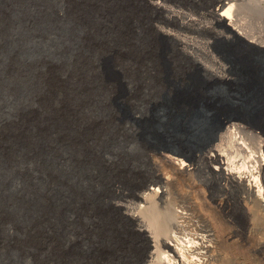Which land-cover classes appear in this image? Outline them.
Instances as JSON below:
<instances>
[{"label": "rangeland", "instance_id": "obj_1", "mask_svg": "<svg viewBox=\"0 0 264 264\" xmlns=\"http://www.w3.org/2000/svg\"><path fill=\"white\" fill-rule=\"evenodd\" d=\"M147 17L136 0H0V264H62L75 209L112 196L98 180L105 155L119 167L101 169L104 176L150 170L127 148L131 137L117 123L123 112L112 105L123 88L134 106L162 89L144 54ZM196 40L171 57L177 74L211 65L199 50L214 41ZM253 222L245 256L261 259Z\"/></svg>", "mask_w": 264, "mask_h": 264}, {"label": "bare ground", "instance_id": "obj_2", "mask_svg": "<svg viewBox=\"0 0 264 264\" xmlns=\"http://www.w3.org/2000/svg\"><path fill=\"white\" fill-rule=\"evenodd\" d=\"M136 1L148 10L144 54L154 59L160 78L225 74L207 40L199 51L211 65L199 61L191 73L175 72L171 57L186 55L202 35L214 43L241 40L264 48V0ZM174 25L195 36L181 37ZM115 102L136 107L124 88L112 101L114 107ZM122 120L118 117L117 123L126 133L128 120ZM145 164L150 170L138 175L118 168L104 176L101 169H116L119 163L102 157L98 180L112 196H103L92 208L75 209L72 249L65 255L61 251L62 264H264L254 252L251 259L245 256L255 232L253 220L261 229L253 247L264 248V132L232 123L195 161L160 154L146 157Z\"/></svg>", "mask_w": 264, "mask_h": 264}, {"label": "water", "instance_id": "obj_3", "mask_svg": "<svg viewBox=\"0 0 264 264\" xmlns=\"http://www.w3.org/2000/svg\"><path fill=\"white\" fill-rule=\"evenodd\" d=\"M213 50L225 66L226 78L162 79V89L146 104L115 102L122 121L128 120L129 151L195 161L232 123L264 132V48L218 40ZM124 95L128 97L127 89Z\"/></svg>", "mask_w": 264, "mask_h": 264}]
</instances>
